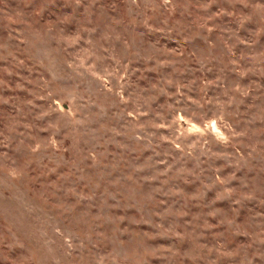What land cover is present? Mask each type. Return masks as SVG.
<instances>
[{"label": "rangeland", "instance_id": "obj_1", "mask_svg": "<svg viewBox=\"0 0 264 264\" xmlns=\"http://www.w3.org/2000/svg\"><path fill=\"white\" fill-rule=\"evenodd\" d=\"M0 264H264V19L0 0Z\"/></svg>", "mask_w": 264, "mask_h": 264}, {"label": "clouds", "instance_id": "obj_2", "mask_svg": "<svg viewBox=\"0 0 264 264\" xmlns=\"http://www.w3.org/2000/svg\"><path fill=\"white\" fill-rule=\"evenodd\" d=\"M237 2L245 3V6H250L256 15L264 19V0H255V3H251L250 0H237Z\"/></svg>", "mask_w": 264, "mask_h": 264}]
</instances>
